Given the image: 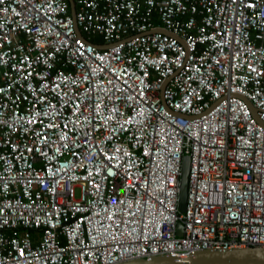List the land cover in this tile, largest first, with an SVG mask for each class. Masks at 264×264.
I'll return each instance as SVG.
<instances>
[{
  "label": "built area",
  "instance_id": "2783aa9c",
  "mask_svg": "<svg viewBox=\"0 0 264 264\" xmlns=\"http://www.w3.org/2000/svg\"><path fill=\"white\" fill-rule=\"evenodd\" d=\"M72 1L0 0V264L263 247L264 0Z\"/></svg>",
  "mask_w": 264,
  "mask_h": 264
},
{
  "label": "water",
  "instance_id": "95a60500",
  "mask_svg": "<svg viewBox=\"0 0 264 264\" xmlns=\"http://www.w3.org/2000/svg\"><path fill=\"white\" fill-rule=\"evenodd\" d=\"M71 13L75 18L76 9L72 0ZM164 32V30H163ZM167 33V32H164ZM251 109L252 105L249 103ZM254 114H257L253 109ZM190 158L183 160L182 174L180 178L179 210L185 212L189 190ZM183 229H180L181 236ZM120 264H264V246L256 248H239L227 251L204 250L191 255L186 261L173 258L172 256H156L150 259H136Z\"/></svg>",
  "mask_w": 264,
  "mask_h": 264
},
{
  "label": "bare ground",
  "instance_id": "6f19581e",
  "mask_svg": "<svg viewBox=\"0 0 264 264\" xmlns=\"http://www.w3.org/2000/svg\"><path fill=\"white\" fill-rule=\"evenodd\" d=\"M245 249V248H244Z\"/></svg>",
  "mask_w": 264,
  "mask_h": 264
},
{
  "label": "trees",
  "instance_id": "16d2710c",
  "mask_svg": "<svg viewBox=\"0 0 264 264\" xmlns=\"http://www.w3.org/2000/svg\"><path fill=\"white\" fill-rule=\"evenodd\" d=\"M95 41V40H94Z\"/></svg>",
  "mask_w": 264,
  "mask_h": 264
}]
</instances>
